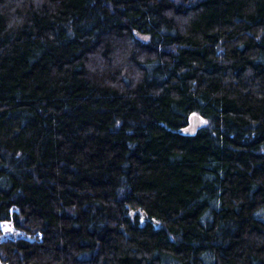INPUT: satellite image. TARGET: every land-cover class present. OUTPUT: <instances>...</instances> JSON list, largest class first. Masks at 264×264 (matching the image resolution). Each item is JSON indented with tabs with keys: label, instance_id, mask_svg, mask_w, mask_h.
Returning a JSON list of instances; mask_svg holds the SVG:
<instances>
[{
	"label": "trees",
	"instance_id": "obj_1",
	"mask_svg": "<svg viewBox=\"0 0 264 264\" xmlns=\"http://www.w3.org/2000/svg\"><path fill=\"white\" fill-rule=\"evenodd\" d=\"M6 221L2 264H264V0H0Z\"/></svg>",
	"mask_w": 264,
	"mask_h": 264
},
{
	"label": "rangeland",
	"instance_id": "obj_2",
	"mask_svg": "<svg viewBox=\"0 0 264 264\" xmlns=\"http://www.w3.org/2000/svg\"><path fill=\"white\" fill-rule=\"evenodd\" d=\"M207 121L197 115H192L190 118L189 125L185 128V131L193 132L195 131L199 126L206 125ZM8 229V230H6ZM27 238L32 239V236L29 234H26L25 232L16 229L13 227L12 223L9 221L2 222L1 223V233H0V240L6 239V238ZM0 264H2L0 262Z\"/></svg>",
	"mask_w": 264,
	"mask_h": 264
},
{
	"label": "snow or ice",
	"instance_id": "obj_3",
	"mask_svg": "<svg viewBox=\"0 0 264 264\" xmlns=\"http://www.w3.org/2000/svg\"><path fill=\"white\" fill-rule=\"evenodd\" d=\"M6 230H8V229H6Z\"/></svg>",
	"mask_w": 264,
	"mask_h": 264
}]
</instances>
